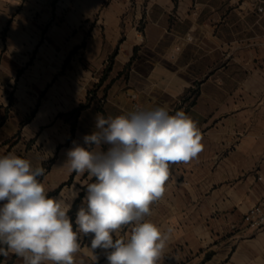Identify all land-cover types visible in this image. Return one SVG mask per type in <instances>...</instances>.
<instances>
[{"label": "crops", "instance_id": "0c3cea01", "mask_svg": "<svg viewBox=\"0 0 264 264\" xmlns=\"http://www.w3.org/2000/svg\"><path fill=\"white\" fill-rule=\"evenodd\" d=\"M98 73L120 75L106 118L130 113L137 93L144 110H182L201 134L145 217L169 237L159 264H264V227L243 222L264 199V0H0V157L43 167L47 194L73 176L51 195L71 209L91 179L69 172L67 151L94 131L95 100L72 115ZM79 239L74 264H108L110 250Z\"/></svg>", "mask_w": 264, "mask_h": 264}, {"label": "clouds", "instance_id": "9594fccd", "mask_svg": "<svg viewBox=\"0 0 264 264\" xmlns=\"http://www.w3.org/2000/svg\"><path fill=\"white\" fill-rule=\"evenodd\" d=\"M83 139L66 160L70 173L93 180L74 222L71 205L49 196L38 179L43 167L16 154L0 157V256L74 264L80 234H91L92 250H110L108 264H159L169 237L145 217L166 191L170 165L202 151L196 122L164 107L107 118L97 113L94 131ZM125 228L127 238L120 236Z\"/></svg>", "mask_w": 264, "mask_h": 264}, {"label": "rangeland", "instance_id": "374dc122", "mask_svg": "<svg viewBox=\"0 0 264 264\" xmlns=\"http://www.w3.org/2000/svg\"><path fill=\"white\" fill-rule=\"evenodd\" d=\"M109 61L110 62L112 61L111 57H110ZM103 75L104 74H102V73H98L97 74V77H96L94 83L91 85L90 88H88V100L85 103H83V104H88V103H90L91 100L94 99L95 100L96 113H100V114H103V111L105 112L103 106H104V103L107 101L106 99L109 96V88L111 87V84L114 82L115 79L120 77V75L121 76L123 75L125 78H127L128 77V72L126 70L123 73H121L120 75L118 74L117 78H113V81H111L112 80V78H111L112 74L111 73L106 74L105 75V79H103V81H102ZM108 84H110V86L106 87ZM196 92H197L196 89H190L184 95L195 96ZM134 96H136V97H134ZM128 97H130V99H131V107H129L128 112H133L134 111L133 110L134 100H137L138 102H140L139 101V96L137 95V93H134V94H131ZM85 108L86 107L82 108L81 111H83ZM77 115H78V112H76L74 110L72 116H74V118H75ZM105 118H106V112H105Z\"/></svg>", "mask_w": 264, "mask_h": 264}, {"label": "built area", "instance_id": "2783aa9c", "mask_svg": "<svg viewBox=\"0 0 264 264\" xmlns=\"http://www.w3.org/2000/svg\"><path fill=\"white\" fill-rule=\"evenodd\" d=\"M133 110H144V107L140 102L134 100ZM259 178L261 179V176ZM243 222L253 230H260L264 227V199L252 204L248 208L243 216Z\"/></svg>", "mask_w": 264, "mask_h": 264}, {"label": "trees", "instance_id": "16d2710c", "mask_svg": "<svg viewBox=\"0 0 264 264\" xmlns=\"http://www.w3.org/2000/svg\"><path fill=\"white\" fill-rule=\"evenodd\" d=\"M115 54V53H114ZM114 54L111 56V59L113 60L114 58ZM107 73H104L103 77H102V81L103 79H105V75ZM110 84H108L106 87H109ZM89 106V103L88 104H81L78 108L74 109L76 112H78V114L81 112V109L84 108V107H88ZM74 112V111H73ZM103 114L105 116V112L103 111ZM75 174V172H74ZM73 176H71V178L68 180V182L60 185L57 189H55L54 191H51L48 195L51 196L55 193H57L65 184H69L71 183V180H72ZM93 180H91L90 182H92ZM89 182V183H90ZM87 185V184H86ZM86 185L82 187V191L80 192V195L79 197L77 198V200L75 201L74 203V206L73 208L71 209V211L69 212V215L73 218V222H74V219H75V213L77 211V209L81 206L80 204V201L82 200L83 196L85 195V192H86ZM79 243H81V240L79 239Z\"/></svg>", "mask_w": 264, "mask_h": 264}]
</instances>
